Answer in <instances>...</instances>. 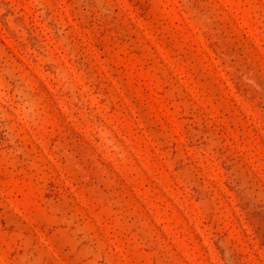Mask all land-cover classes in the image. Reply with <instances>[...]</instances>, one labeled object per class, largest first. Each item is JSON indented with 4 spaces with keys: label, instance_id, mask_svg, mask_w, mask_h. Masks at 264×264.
Returning a JSON list of instances; mask_svg holds the SVG:
<instances>
[{
    "label": "rangeland",
    "instance_id": "374dc122",
    "mask_svg": "<svg viewBox=\"0 0 264 264\" xmlns=\"http://www.w3.org/2000/svg\"><path fill=\"white\" fill-rule=\"evenodd\" d=\"M0 264H264V0H0Z\"/></svg>",
    "mask_w": 264,
    "mask_h": 264
}]
</instances>
